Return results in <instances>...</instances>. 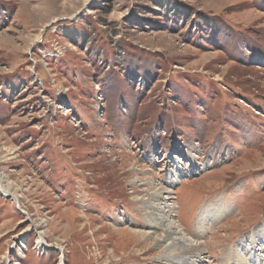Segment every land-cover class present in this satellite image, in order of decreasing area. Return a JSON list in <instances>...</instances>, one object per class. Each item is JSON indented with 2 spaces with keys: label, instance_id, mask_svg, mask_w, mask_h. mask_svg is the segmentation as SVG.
Masks as SVG:
<instances>
[{
  "label": "rangeland",
  "instance_id": "obj_1",
  "mask_svg": "<svg viewBox=\"0 0 264 264\" xmlns=\"http://www.w3.org/2000/svg\"><path fill=\"white\" fill-rule=\"evenodd\" d=\"M0 176V264H264V0H0Z\"/></svg>",
  "mask_w": 264,
  "mask_h": 264
},
{
  "label": "bare ground",
  "instance_id": "obj_2",
  "mask_svg": "<svg viewBox=\"0 0 264 264\" xmlns=\"http://www.w3.org/2000/svg\"><path fill=\"white\" fill-rule=\"evenodd\" d=\"M200 169L202 168H200V166L198 164H195L194 162L189 167L187 173H185L184 171L182 172L180 171V175L177 178L173 179L172 181L169 180L170 182L168 183H170V186H172L174 185V182L180 181L182 180V178L188 175H192L195 172H197V170ZM147 184L150 187L146 191L147 193L146 196L143 197L142 199L138 197L136 198V200L137 202H142L146 210L148 211V216L151 226L155 229H162L164 231V234L160 235L159 237H156L155 239L157 244L156 246L162 248L164 255L161 256L159 259L161 261L167 259L170 262V264H203L202 261L205 260V258H203L202 256L205 253V246L200 241L201 239L200 237H202V235L197 234V239L194 241L186 238L184 236L185 234L183 235V232L185 233V230L177 225L175 219L176 208L174 204H171L173 199V197H171V194L166 193L167 196L163 197L162 193L159 190H157L156 187L153 186V184L151 183H147ZM13 190L14 193L15 191H18L13 188L12 184L8 182L7 178L0 176V192L5 197H7L9 193H13L12 192ZM219 210L220 208L217 206H209L208 208L204 209L201 215L199 216V224H198L199 229H202L204 226H206L208 222L212 221L213 217L215 216V213L219 212ZM259 229L262 230L261 227L258 228L257 230L258 232L255 231L253 233V236L252 235L251 236L254 237L257 233L258 235H261ZM134 233L140 236L146 234L138 231H134ZM37 245L38 247L45 246L46 248H52V249L55 248L54 245L52 244L48 245L47 243L41 241V238H39ZM252 245H253V240H252ZM253 250L254 249L252 248V251ZM259 253L260 251H257V254ZM262 255L263 253L261 254V256ZM236 257L237 259L242 260V254L238 256L236 255ZM235 264H237L236 260H235Z\"/></svg>",
  "mask_w": 264,
  "mask_h": 264
}]
</instances>
